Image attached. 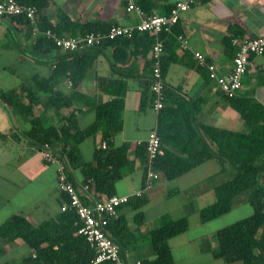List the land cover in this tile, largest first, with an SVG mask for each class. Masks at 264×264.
I'll list each match as a JSON object with an SVG mask.
<instances>
[{
  "label": "crops",
  "instance_id": "crops-1",
  "mask_svg": "<svg viewBox=\"0 0 264 264\" xmlns=\"http://www.w3.org/2000/svg\"><path fill=\"white\" fill-rule=\"evenodd\" d=\"M151 1L156 4L155 12L164 13L166 6L174 4L177 0ZM122 2V0H50L47 13L51 22L58 20L57 10L60 8L80 24L95 20L118 24L137 23L138 14L127 12ZM176 29L187 37L189 48L182 50L174 36L165 37L164 59L178 58L168 64L164 73L166 106L177 107L180 120L186 116L195 118L189 122L195 127L197 122H203L229 130L247 131L240 113L225 100L216 82L208 77V71L198 65L194 52L200 51L205 54L207 61L215 63L221 73L230 71L233 66L234 48L233 46L227 48L225 38L230 35L236 38L264 35V0H199L188 11L182 13ZM26 31L25 27L17 26L15 22L0 18L2 90L22 87L30 89L52 77L53 68L49 61L54 59V53L36 56L33 48L36 36H29ZM135 48L137 47L131 44L127 50L130 52ZM113 52L111 46L100 52L96 61L85 71L78 89L81 93L91 96L100 94L106 99L108 96L98 90L97 76L112 77L123 74L129 77V88L124 98L123 127L113 140L114 146L127 143L129 148L127 161L119 165L121 177L115 182L114 194L133 197L141 190L143 184L144 143L150 130L158 127L159 111L153 108L150 95L146 105L141 107L142 92L152 75V54L151 49H146L133 53L122 62L115 58ZM62 53L63 51L60 52ZM45 58L49 61H45ZM13 62L33 63L35 70L28 79H24L18 70L11 67ZM58 86L68 91L70 83L63 80ZM238 94L255 96L264 103V54L252 56L248 71L243 77V87ZM75 107L80 109V125L88 126L94 120V111L81 102L76 103ZM196 108H200L198 112ZM70 110L64 108L56 112L50 109L44 115L39 109L34 112L40 113L46 124H58L60 117L69 115ZM169 120L168 117L167 121ZM28 128L27 116L21 109H12L0 103V225L19 214L39 226L56 221L61 213L60 208L65 194L58 188L56 164L45 160L42 153L25 137L23 132ZM186 138L187 134L181 138H170L168 145L165 146L172 149L173 153L180 154L177 149L181 148ZM103 142L105 141L101 128L93 135L85 137L78 144L83 159L86 162L92 161L95 149ZM68 144L72 146L74 141L69 139ZM52 146L55 153L59 154L64 144L55 141ZM221 168L222 164L217 158L207 159L170 180L176 183L171 193L177 191L173 194L178 198L170 199L163 184L167 180H161L144 190L148 201L142 207L139 209H133L128 205L122 207L119 214L125 216L132 231L125 239L128 248L123 259L127 261L141 259L133 255L140 240L146 238L149 230L158 227L164 216L169 215L173 219L183 216L184 203L194 200L199 208L213 203L216 200L215 187L227 180L235 171L228 164L224 171ZM69 169L68 175L72 180L77 184L84 183L85 175L80 167L70 166ZM261 180L264 184V172ZM107 197L106 189L100 188L90 189L84 199L93 202ZM138 211L143 212L141 218L135 217ZM233 212L237 214L235 219L226 222L224 216ZM253 212L254 207L249 201V193L245 191L235 197L228 212L212 219L203 221L199 210L192 213L188 216V228L170 239L172 253L174 247L180 250L178 251L182 256L180 264H194L192 262L202 258L210 259L208 264H225L224 259L214 256L213 253L218 246L216 231L250 216ZM216 222L215 229H207L208 225ZM194 228H198L199 232L189 237V231ZM263 231L264 224L259 229L258 236ZM150 253L149 249L147 256L151 255ZM259 253L256 255L259 256ZM31 254H35L33 249L21 237L4 243L0 235V264L11 260L22 262L24 257ZM259 257L264 259V252ZM259 257L257 259H260Z\"/></svg>",
  "mask_w": 264,
  "mask_h": 264
},
{
  "label": "trees",
  "instance_id": "trees-1",
  "mask_svg": "<svg viewBox=\"0 0 264 264\" xmlns=\"http://www.w3.org/2000/svg\"><path fill=\"white\" fill-rule=\"evenodd\" d=\"M16 1L36 8V24L42 31L51 29L60 35L74 36L90 31H108L112 25L118 24L100 20L80 24L60 8L57 10L58 20L51 22L47 13L50 0ZM122 1L126 7V0ZM176 2L167 5L164 13H169ZM138 3L146 14H158L154 11L156 4L151 0H138ZM0 18H7L10 22H15L17 26L25 27L29 36L34 35L33 23L26 15L0 16ZM177 24L172 27L173 33L162 32L160 36L165 40L166 36L173 37L174 33H181L176 29ZM156 38L155 34L148 31H137L131 36L105 39L101 43L60 54L61 49L52 39L45 35H38L33 42L34 54L42 56L50 52L55 56L50 61L45 58V61L51 62L50 65L53 68L51 79L30 89L24 87L0 89V103L12 107V109H21L26 114L29 128L23 134L40 153L46 143L62 142L64 146L59 155L66 164L67 173L70 172V166L80 167L85 175L83 182L89 183L90 189L105 188L108 196H111L115 191V182L121 177L119 165L127 161L129 148L127 143L119 146L113 144L115 135L123 127L124 98L129 88V77L123 74L112 77L97 76L98 90L101 94L108 96L106 99L100 94L91 96L81 93L78 87L85 71L90 64L96 61L104 48L113 47L115 58L124 62L135 52L152 50ZM234 38L236 36L226 37L225 44L227 48L233 46L235 55L237 46L232 42ZM131 44L141 48H135L129 52L127 49ZM176 60H178L177 57L165 60L163 55L161 59L163 73L166 72L168 64ZM63 80L70 82L68 91L62 90L58 86ZM150 86L151 82L142 92L141 107L146 105L149 95L153 103ZM224 97L240 113L245 121L247 131L229 130L203 122H197L195 127L189 123L195 118L186 116L179 119L177 107L165 104L159 110L157 132L161 138L163 153L155 159L154 165L159 177L154 183L161 180H173L211 158H217L221 162V170L224 171L228 164L235 171L227 180L215 187L216 200L213 203L199 208L196 202L191 200L184 203L185 214L183 216L176 219L169 215L164 216L158 227L149 230L146 238L150 240L151 255L141 258V264H175L170 239L188 228V216L199 210L201 219L206 221L224 214L232 208L235 197L245 191L249 193V201L254 207V212L248 217L219 228L215 233L218 246L213 250V253L214 256L224 259L227 264H264V259L259 257L264 252V231L258 236V231L264 224V184L261 180L264 172V103L252 95L238 94L234 97L225 95ZM80 102L95 113L94 120L86 127L80 125V109L75 107V104ZM64 108L71 109L70 114L61 116L58 124H46L43 117L40 116L46 114L50 109L60 112ZM36 109H39L41 114L35 113ZM199 109L195 110L198 112ZM168 117L169 122L167 121ZM99 128L102 129L106 147L104 148L102 145L97 147L93 160L86 162L78 144L85 137L93 135ZM184 134H187V138L181 148L177 149L180 154L173 153L172 149L165 146L168 145L170 138H181ZM69 139L74 141V145L68 144ZM146 144L147 140L143 146L144 178L147 163ZM68 177L77 184L69 175ZM144 178L142 188L145 186ZM172 191H168V195L177 192L171 193ZM65 199H68L66 194ZM82 199L87 202L84 197ZM147 201L148 198L144 193L135 195L127 203L121 205L117 215L109 220L108 233L119 245L122 257L125 256V250L128 248L125 239L132 231L129 229L128 220L124 215L119 214V210L125 205L139 209ZM138 216L141 218L143 212L138 211L135 217L138 218ZM78 225V216L70 208L66 211L61 210L56 221L39 226L31 223L23 215L18 214L10 217L0 225L3 242L9 243L15 238L21 237L30 245L35 254L24 257L22 262L11 260L5 264H116L109 259L94 263L96 250L83 235L78 233ZM257 253L259 256L256 255ZM258 257L260 259H257Z\"/></svg>",
  "mask_w": 264,
  "mask_h": 264
},
{
  "label": "built area",
  "instance_id": "built-area-1",
  "mask_svg": "<svg viewBox=\"0 0 264 264\" xmlns=\"http://www.w3.org/2000/svg\"><path fill=\"white\" fill-rule=\"evenodd\" d=\"M199 0H178L169 13L146 14L139 5L138 0H126V11L135 12L139 21L134 24H114L108 31H90L74 36L60 35L51 29L41 30L36 24V8L20 4L16 0H0V16L26 15L33 23L34 36L45 35L56 44L61 51H74L84 46L101 43L105 39H114L118 36H131L137 31H148L157 36L152 46L151 57L153 59L151 75V92L153 94V108L159 111L165 105L166 84L164 73L161 68V59L165 53V40L160 36L162 32H172L173 25L179 22L182 13L188 11ZM179 43V48H189L187 37L183 33H174ZM233 44L237 46L233 57V66L230 71L221 73L217 65L207 61L205 54L200 51L194 52V57L199 66L207 69L209 77L218 85L221 92L227 97L238 95L243 87V77L248 71V66L253 55L264 54V35L255 37L234 38ZM70 83V82H69ZM146 174L145 186L137 191L135 195H141L145 189L151 187L159 177L155 169V159L163 153L161 138L157 129L150 130L147 137ZM102 146L105 148L106 143ZM42 156L57 167L58 188L68 196L61 204V210L73 209L79 219L78 233L83 235L91 246L96 250L94 263L104 259L114 261L116 264H141L140 259L124 260L120 253L119 245L108 233V224L111 217L116 216L118 208L127 203L131 196L113 194L104 199L93 202H85L82 197L90 190L89 183L75 184L68 177L66 164L60 155L55 153L52 144L46 143L41 150Z\"/></svg>",
  "mask_w": 264,
  "mask_h": 264
},
{
  "label": "rangeland",
  "instance_id": "rangeland-1",
  "mask_svg": "<svg viewBox=\"0 0 264 264\" xmlns=\"http://www.w3.org/2000/svg\"><path fill=\"white\" fill-rule=\"evenodd\" d=\"M28 51H32V50H28ZM0 62L1 59H0ZM4 64V63H3ZM1 65V64H0ZM11 67L15 68L16 70H18V73L20 75H23L24 79H28L32 72L35 70V66L33 63H18V62H13L11 63ZM164 187L165 189H167V192L170 191V190H173L175 187H176V183L173 182V181H167V182H164ZM167 185V187H166ZM174 195V196H172ZM172 195H169L170 199L175 197V194H172ZM172 196V197H171ZM175 198H178V197H175ZM235 215H237L236 213H229L227 215L224 216V220L226 222H231L233 221L236 217ZM215 226H217V222L216 223H211L210 225H208L207 229L208 230H211V229H215ZM198 229V228H197ZM197 229H193L191 231H189V237L193 236L194 234L198 233L199 230ZM149 249H150V240L148 238H144V239H141L136 250L133 251V255L134 257H140V258H143V257H147V253L149 252ZM178 251L180 252V250L177 249V247H174V252L172 253L173 254V258L176 262V264H180L181 262V255L180 253L178 254ZM210 262V259H198L196 260L195 262H192V263H202V264H208ZM226 264V263H225Z\"/></svg>",
  "mask_w": 264,
  "mask_h": 264
}]
</instances>
